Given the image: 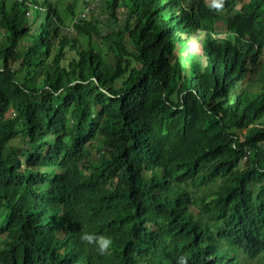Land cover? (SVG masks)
Returning <instances> with one entry per match:
<instances>
[{
	"label": "trees",
	"instance_id": "obj_1",
	"mask_svg": "<svg viewBox=\"0 0 264 264\" xmlns=\"http://www.w3.org/2000/svg\"><path fill=\"white\" fill-rule=\"evenodd\" d=\"M102 1L0 0V264H264V0Z\"/></svg>",
	"mask_w": 264,
	"mask_h": 264
},
{
	"label": "rangeland",
	"instance_id": "obj_2",
	"mask_svg": "<svg viewBox=\"0 0 264 264\" xmlns=\"http://www.w3.org/2000/svg\"><path fill=\"white\" fill-rule=\"evenodd\" d=\"M40 3L48 2L51 5H53L58 13L61 15V17L70 20V17L67 16L66 10L70 4L75 3V0H37ZM89 4L91 5V9L94 8L93 5H95V8L93 12L91 13L90 11L87 10V8L84 11V14H93V17L97 19L101 25L102 31L106 34L109 32L111 28V17L109 13L107 12V5L104 1L102 0H87ZM247 2L248 0H244ZM226 2V0H207V4L209 8L215 9L218 13L219 16H222L224 18H228L229 14L227 13L225 7L222 6V4ZM77 5V13H81L83 11V4L81 2L75 3ZM93 4V5H92ZM218 5H221L222 8H220ZM241 9V4H238L235 8V12L232 16H234L237 12H239ZM88 12V13H87ZM32 14V13H31ZM80 15V14H79ZM83 16V15H82ZM118 18H119V23L124 24L127 16H126V11L125 9L119 11L118 13ZM30 24L32 26L33 31H37L38 27L40 26L39 22H34L33 18L30 16ZM72 26V25H71ZM214 30L217 34H219L220 38L223 37V35L226 33L227 30V25H226V20L217 22L214 25ZM66 35H71L72 32L70 31V28L63 29ZM70 33V34H69ZM199 33V32H198ZM204 34L199 33L198 35H194L190 40L185 44V46L180 47L178 50L179 58L181 59L182 63L185 64L187 70H186V75L188 76V73L190 72L189 68L190 65L192 64H200L201 68L204 69V67L207 64L206 58L204 56ZM31 42H33V38L27 39L26 44L30 45ZM59 41H55V45H58ZM24 44V45H26ZM54 54V51H53ZM69 57H73L72 54ZM190 64V65H189ZM19 68V65H16V69ZM264 73V58L261 59L260 64L256 67L255 73H251L247 79L244 80L242 84L239 85V88L237 89L238 94H255L261 91L263 87L262 83V74ZM190 75V74H189ZM251 81H254L250 84ZM250 84V87L248 85ZM236 97V94L231 95V100H233ZM243 134L247 133V129L242 131ZM27 146V143L23 139V137H19L17 140L11 143L10 147L15 148L17 150H22ZM98 153L95 152L94 156H97ZM264 155V153L262 154ZM115 183L112 184V187L115 188ZM111 187V186H110ZM6 214V211H3L2 217L0 218V226L3 223L4 216ZM3 240H7L6 234L1 236L0 238V247L3 245Z\"/></svg>",
	"mask_w": 264,
	"mask_h": 264
},
{
	"label": "clouds",
	"instance_id": "obj_3",
	"mask_svg": "<svg viewBox=\"0 0 264 264\" xmlns=\"http://www.w3.org/2000/svg\"><path fill=\"white\" fill-rule=\"evenodd\" d=\"M81 240L84 241L85 243H92L93 242V236L88 234V233H84L81 236ZM183 264H187L186 260H184Z\"/></svg>",
	"mask_w": 264,
	"mask_h": 264
},
{
	"label": "built area",
	"instance_id": "obj_4",
	"mask_svg": "<svg viewBox=\"0 0 264 264\" xmlns=\"http://www.w3.org/2000/svg\"><path fill=\"white\" fill-rule=\"evenodd\" d=\"M43 9V8H42ZM45 11V9H43V12ZM88 13V12H87ZM30 16V15H29ZM86 15H83V17H85Z\"/></svg>",
	"mask_w": 264,
	"mask_h": 264
}]
</instances>
